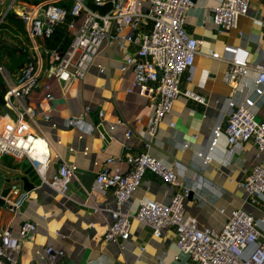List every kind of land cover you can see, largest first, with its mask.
Segmentation results:
<instances>
[{
  "label": "crops",
  "instance_id": "crops-1",
  "mask_svg": "<svg viewBox=\"0 0 264 264\" xmlns=\"http://www.w3.org/2000/svg\"><path fill=\"white\" fill-rule=\"evenodd\" d=\"M193 1L184 27L198 41V51L192 66L181 75V93L153 136L148 133L153 119L150 100L126 91L133 71L120 69L123 49L134 53V44L121 47L104 42L84 78L65 87L43 75L26 97L24 103L37 110L32 128L48 142L52 154L47 176L61 163L76 169L65 194L43 182L23 195L17 207L12 198L7 206H0V228H9L13 235H18L23 221L37 223L32 237L22 241L15 264H44L46 243L65 252L56 264H198L179 252L172 226L155 237L149 226L130 217L127 239L103 240L110 222L107 208L114 199L110 192L94 195L90 190L109 156L147 152L166 165H175L181 182L194 186L185 213L194 217L200 228L219 230L232 210L242 208L264 229V194L257 205L252 204L241 186L252 166L264 156H258L252 142L237 146L229 155L224 132L229 114L240 105L264 118V87L257 82L254 67L264 63V29L260 24L264 0H248L247 15L238 17L236 29L223 33L217 32L211 20L212 8L220 0ZM211 49L217 58L208 56ZM233 62L246 68L237 84H228L226 73ZM45 86L53 95L45 112L48 119L40 108ZM188 93L204 100L199 102ZM70 116L80 117L76 126H65ZM128 130L131 133L126 136ZM24 167L23 160L0 156L1 179L21 174ZM180 190L147 172L123 209L132 214L141 201L149 200L167 204Z\"/></svg>",
  "mask_w": 264,
  "mask_h": 264
},
{
  "label": "built area",
  "instance_id": "built-area-1",
  "mask_svg": "<svg viewBox=\"0 0 264 264\" xmlns=\"http://www.w3.org/2000/svg\"><path fill=\"white\" fill-rule=\"evenodd\" d=\"M5 0H0L3 2ZM8 5L1 19L8 12L22 18L31 41L28 49L31 59L17 72L9 73L0 62V81L6 90L0 108V156L10 155L32 164L41 183L65 194L75 166L61 163L50 177L47 170L52 154L48 142L32 128L37 110L27 106L26 97L40 83V77L54 78L67 87L84 78L104 42L123 47L137 46L134 53L124 50L121 70L131 68L132 80L126 89L150 100L153 119L148 133L153 136L158 123L171 111L179 96V81L182 73L192 66L198 51V41L185 29V18L193 7V0H42L29 3L26 0H6ZM61 3V4H60ZM111 4L101 13L88 4ZM248 0H220L212 8V23L218 33L237 28L239 16L248 13ZM0 19V21H1ZM260 24L264 29V2ZM63 25L69 44L64 50L40 45L39 38L52 39L55 30ZM208 56L216 57L211 49ZM257 82L264 87V63L255 64ZM246 65L233 62L226 73L228 84H237ZM103 72V66L98 64ZM43 96L40 108L45 119L49 115V101L53 95L48 91ZM202 102L203 97L188 93ZM88 109V108H87ZM102 116V112H99ZM79 116H70L65 126H76ZM173 127V123H170ZM227 152L232 155L237 146L252 142L258 156H264V118L259 119L246 106L240 105L229 114L224 129ZM131 133L128 130L125 135ZM37 143V146L35 144ZM149 147V144H146ZM159 176L164 182L181 187L169 203L149 200L141 201L132 213L124 211V205L138 190L145 173ZM249 201L257 205L264 194V159L252 166L241 184ZM194 186L184 185L175 165H166L147 152L138 155L109 156L105 165L97 172L91 186V194L110 192L114 202L107 209L110 222L103 232L104 241L127 239L130 234V217L149 226L155 237L162 230L174 227L176 246L198 264H264V229L258 220L242 208L232 210L219 230L200 228L194 217L185 213V205ZM21 183L11 184L9 198L17 207L23 195ZM7 199V200H8ZM263 222V220H262ZM37 223L22 222L18 235L9 228H0V264H15L24 239L32 237ZM57 234V232H55ZM144 247H141V251ZM65 252L46 243L43 247L44 264H56Z\"/></svg>",
  "mask_w": 264,
  "mask_h": 264
},
{
  "label": "trees",
  "instance_id": "trees-1",
  "mask_svg": "<svg viewBox=\"0 0 264 264\" xmlns=\"http://www.w3.org/2000/svg\"><path fill=\"white\" fill-rule=\"evenodd\" d=\"M29 3H36L42 0H26ZM61 4V3H60ZM6 17V25L11 26L12 24L14 25V30H16V26H18V19L20 18L16 16L12 12H8ZM6 16V15H5ZM19 28V27H18ZM20 29V28H19ZM23 34L26 38V41L28 42V47L31 44V41L28 37L27 32L25 29H23ZM69 37L66 35V31L63 25H60L59 27L56 28L54 37L52 39H43L39 38L37 42L40 45H45V46H50V47H58L59 50H64L68 44H69ZM7 58L8 60L4 63L7 70L10 73H15L19 70V68L28 60L31 59V52L27 48H12L7 45V43L0 39V60ZM2 62V61H0ZM6 87L3 82L0 81V104L3 101V95L5 93Z\"/></svg>",
  "mask_w": 264,
  "mask_h": 264
},
{
  "label": "water",
  "instance_id": "water-1",
  "mask_svg": "<svg viewBox=\"0 0 264 264\" xmlns=\"http://www.w3.org/2000/svg\"><path fill=\"white\" fill-rule=\"evenodd\" d=\"M92 9H96L101 13L105 12L111 7L110 3L105 5H96L94 3L88 4ZM106 139H108L107 133L102 127L99 128ZM1 181L3 182V187H1ZM14 182L21 183L22 189L25 191L32 190L35 186L41 184V179L33 168L32 164L27 163L23 168L21 174L11 177V178H0V206H7V199L11 190V184Z\"/></svg>",
  "mask_w": 264,
  "mask_h": 264
},
{
  "label": "rangeland",
  "instance_id": "rangeland-1",
  "mask_svg": "<svg viewBox=\"0 0 264 264\" xmlns=\"http://www.w3.org/2000/svg\"><path fill=\"white\" fill-rule=\"evenodd\" d=\"M7 5H8V1L6 0L3 2H0V19H1V14L4 12ZM7 15L8 14H6V16H4V18L1 19L0 21V39L4 40L7 43V45L12 48L22 47V48L28 49V42L26 41V38L22 32L23 29H25L26 31L25 21L22 18H17L18 26H16V30H17L16 32L14 30L15 24H12L11 26L6 25ZM7 60H8L7 58H4V59H1L0 61H2V63H5ZM0 112H3V111L0 109ZM23 161L25 162V166H26L28 162L26 160H23Z\"/></svg>",
  "mask_w": 264,
  "mask_h": 264
}]
</instances>
